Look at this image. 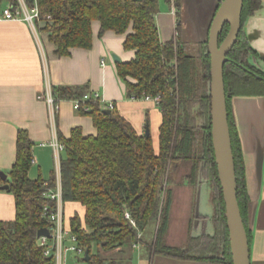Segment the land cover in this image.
<instances>
[{"label": "trees", "instance_id": "1", "mask_svg": "<svg viewBox=\"0 0 264 264\" xmlns=\"http://www.w3.org/2000/svg\"><path fill=\"white\" fill-rule=\"evenodd\" d=\"M24 2L27 7L36 3L40 17L35 24L41 23L39 29L47 34L58 56L68 55L73 47L90 48L94 20L100 24L99 36L107 30L125 34L124 49L135 52L131 60L116 62L126 96L135 99L159 96L157 106L162 119L156 148L150 133H138L115 108L105 112L95 100L89 101L90 111L82 113L92 118L94 135H83L80 127L73 128L67 138L58 135L64 145L60 161L62 198L64 203L77 202L84 207L83 221L75 215L69 228L79 245L88 249L87 263L131 264L133 244L144 243L149 254L232 264L225 206L211 143L207 40L190 44L181 41L177 34L162 41L155 20L158 0ZM3 3L17 6L18 0H0V5ZM259 5L260 0H243L240 29L223 65L237 202L249 246L252 237L248 228L249 196L242 153L231 121L230 99L234 95H264V71L258 67L259 55L245 32L246 20ZM228 29L226 23L219 34V43ZM51 90L55 98L67 99L80 98L89 92L85 85ZM31 149L27 132L18 130L15 160L8 177L2 181L14 196L15 216L10 221H0V264H55L53 253L44 254L37 237V230L49 225L43 214L53 208L46 192L54 186L55 177L52 175L47 185H43L42 178L28 176ZM190 159L193 162L186 174L187 182L195 185L200 159L202 177L213 185L210 195L213 211L208 216L212 232L197 236L189 233L183 246H170L164 242L172 202L168 174L173 164ZM151 224H156L154 239L146 242L143 232Z\"/></svg>", "mask_w": 264, "mask_h": 264}, {"label": "crops", "instance_id": "2", "mask_svg": "<svg viewBox=\"0 0 264 264\" xmlns=\"http://www.w3.org/2000/svg\"><path fill=\"white\" fill-rule=\"evenodd\" d=\"M219 2L176 0L174 16L169 1L158 0L159 11L155 20L160 39L167 41L177 31L178 38L186 43L207 40L209 24L206 23L208 20L210 23ZM5 5L3 3L0 8ZM40 24H35L33 29L20 19L0 20V171L6 174V178L15 160L18 130H25L32 142L28 176L33 179L40 177L44 181L52 175L56 178L64 156L62 151L59 162L54 157L49 145L54 134L67 138L75 127H80L83 135L96 133L92 118L76 111L71 99L67 98H58L56 124L52 128L49 107L39 97L47 84L51 88L85 85L89 91L99 93L104 101L114 103L115 110L138 133H144L147 125L156 148L162 119L157 104L143 97L128 98L125 83L116 72L117 61L113 55L119 61H129L135 53L124 49L125 34L107 30L99 36L100 24L94 20L91 24L92 46L88 49L73 47L68 55L58 56L47 34L39 29ZM245 32L249 44L259 55L258 67L264 71V0H260L259 7L246 20ZM230 115L242 153L249 196L250 264H264V95L232 96ZM3 184L1 181L0 186ZM63 215L69 227L75 215L83 221L84 207L77 202H66ZM202 215L200 219H208L205 217L207 214ZM14 216V196L0 188V221H10ZM155 231L156 224L149 225L143 232L144 241L153 240L154 236L150 235ZM145 246L144 243L133 244L131 264H153L156 253L149 254ZM158 254V264H222L208 259H180Z\"/></svg>", "mask_w": 264, "mask_h": 264}, {"label": "water", "instance_id": "3", "mask_svg": "<svg viewBox=\"0 0 264 264\" xmlns=\"http://www.w3.org/2000/svg\"><path fill=\"white\" fill-rule=\"evenodd\" d=\"M242 5L243 0H221L211 19L207 36L210 60V134L225 206L232 264H250V246L237 202L236 175L223 78V65L228 59L227 54L232 48L240 29ZM226 23L229 24L228 32L224 40L219 43V34ZM113 57L115 61H119L118 57L115 55ZM105 112H109V110L106 109ZM144 133L149 134L147 125ZM0 180H6V174L2 171H0ZM0 188L7 189L8 185L5 183ZM49 235L47 227H41L37 230L38 238L41 236L49 237ZM83 260L89 261L88 249L84 251Z\"/></svg>", "mask_w": 264, "mask_h": 264}, {"label": "built area", "instance_id": "4", "mask_svg": "<svg viewBox=\"0 0 264 264\" xmlns=\"http://www.w3.org/2000/svg\"><path fill=\"white\" fill-rule=\"evenodd\" d=\"M170 4L171 14L175 16L176 14V2L175 0H168ZM39 13L36 6V3L33 7H27L24 0H18V5L13 6L10 4L5 5L0 8V20H23L29 23V25L35 29V21L39 20ZM177 31L175 32V36L177 35ZM46 104L49 107L50 113V122L52 128L55 127L56 124V115L58 111V98H55L52 94L51 87L49 84L46 85L41 96ZM143 98L153 100L156 104L159 101V96L152 97L151 95H144ZM131 99H135L132 97ZM98 101L103 109H112L114 108V103L110 101H104L102 96L97 92L89 91L82 95L80 98H72L73 108L80 112L86 113L90 111L89 101ZM49 145L52 147L54 152V157L57 162L60 161V154L64 151V145L58 139V136L54 134V137L49 141ZM43 185H47V181L43 182ZM47 197L53 202V208L48 211L46 214L44 213L47 222L49 225L47 226L49 230V237L41 236L38 238V245L42 247L44 254L48 255L53 253L55 257V263L60 264V259L63 250L65 251H75L78 254H84V248H82L75 234L72 233L69 227H67L64 223L63 217V198H62V189L60 182V167L58 169V173L55 178V184L53 187H48L47 189ZM126 218H129V214L125 213ZM132 224L134 222L130 220ZM69 240L72 244L64 247V242Z\"/></svg>", "mask_w": 264, "mask_h": 264}, {"label": "rangeland", "instance_id": "5", "mask_svg": "<svg viewBox=\"0 0 264 264\" xmlns=\"http://www.w3.org/2000/svg\"><path fill=\"white\" fill-rule=\"evenodd\" d=\"M206 24L210 25L209 20ZM197 121L199 123V120ZM195 151L194 160L199 156V151L197 149ZM192 162L193 160L191 159L178 161L175 165L173 164L169 170L168 187L172 189V202L169 211V229L164 242L170 246H183L189 233L199 234L205 231L212 232V224L208 216H210L213 211L210 200L213 185L209 179L202 177L200 171L202 160L200 159V165L198 163L197 166L195 185L192 186L187 182L186 174ZM198 213L201 214V218L204 216L202 214H207L206 217L208 219H200ZM63 217L66 223L67 219L65 215H63ZM153 234L155 235L153 232L150 236L153 237ZM71 244L72 243L67 240L64 242V247ZM158 255V253L154 255L153 264H158ZM83 256V253L78 254L75 251L63 250L60 264H88L83 260Z\"/></svg>", "mask_w": 264, "mask_h": 264}]
</instances>
